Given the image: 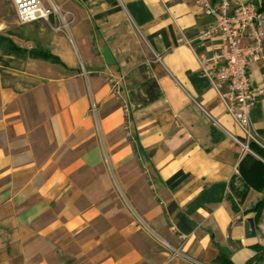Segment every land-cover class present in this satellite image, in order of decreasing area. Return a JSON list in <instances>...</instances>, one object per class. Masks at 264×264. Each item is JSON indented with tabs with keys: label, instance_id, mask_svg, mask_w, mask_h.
<instances>
[{
	"label": "crops",
	"instance_id": "0c3cea01",
	"mask_svg": "<svg viewBox=\"0 0 264 264\" xmlns=\"http://www.w3.org/2000/svg\"><path fill=\"white\" fill-rule=\"evenodd\" d=\"M53 1L21 24L0 0V264H246L264 92L252 138L199 63L216 0ZM248 70L264 90V57Z\"/></svg>",
	"mask_w": 264,
	"mask_h": 264
},
{
	"label": "built area",
	"instance_id": "2783aa9c",
	"mask_svg": "<svg viewBox=\"0 0 264 264\" xmlns=\"http://www.w3.org/2000/svg\"><path fill=\"white\" fill-rule=\"evenodd\" d=\"M12 1L21 24L62 15L59 4L53 0L48 4L42 0ZM205 10L212 16V22L202 30L198 39L203 42L218 37L219 44L209 54H200L199 63L239 129L254 138L250 109L255 97L264 90L253 86L248 65L264 57V11L255 0L237 3L230 0L206 1ZM221 84L225 85V91L220 89Z\"/></svg>",
	"mask_w": 264,
	"mask_h": 264
},
{
	"label": "trees",
	"instance_id": "16d2710c",
	"mask_svg": "<svg viewBox=\"0 0 264 264\" xmlns=\"http://www.w3.org/2000/svg\"><path fill=\"white\" fill-rule=\"evenodd\" d=\"M258 5L259 8L261 10L264 11V0H258ZM249 148L251 149V151H254L255 153H257L258 155H262L264 156V149L259 148L258 146H256L254 141H250L249 142ZM246 193V189H242L239 193H237L239 195V198H243L244 195ZM264 203V198L258 200L252 207H251V211H255V219H257V217L259 216L262 206ZM264 254V248H262L261 250H259V252L249 261L246 262V264H256L263 256ZM220 262L223 264H233L228 258H226L223 254H220V256L218 257Z\"/></svg>",
	"mask_w": 264,
	"mask_h": 264
},
{
	"label": "water",
	"instance_id": "95a60500",
	"mask_svg": "<svg viewBox=\"0 0 264 264\" xmlns=\"http://www.w3.org/2000/svg\"><path fill=\"white\" fill-rule=\"evenodd\" d=\"M244 235L245 237H251L255 235L254 222L252 218H247L244 221Z\"/></svg>",
	"mask_w": 264,
	"mask_h": 264
},
{
	"label": "rangeland",
	"instance_id": "374dc122",
	"mask_svg": "<svg viewBox=\"0 0 264 264\" xmlns=\"http://www.w3.org/2000/svg\"><path fill=\"white\" fill-rule=\"evenodd\" d=\"M9 10L12 12L13 11L12 7H9Z\"/></svg>",
	"mask_w": 264,
	"mask_h": 264
}]
</instances>
